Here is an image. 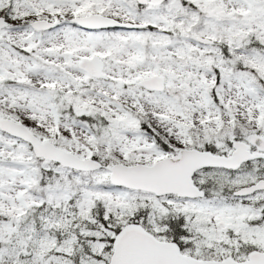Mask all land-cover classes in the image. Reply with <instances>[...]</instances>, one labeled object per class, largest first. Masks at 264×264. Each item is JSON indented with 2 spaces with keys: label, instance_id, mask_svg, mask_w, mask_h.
Wrapping results in <instances>:
<instances>
[{
  "label": "snow or ice",
  "instance_id": "obj_1",
  "mask_svg": "<svg viewBox=\"0 0 264 264\" xmlns=\"http://www.w3.org/2000/svg\"><path fill=\"white\" fill-rule=\"evenodd\" d=\"M0 264H264V0H0Z\"/></svg>",
  "mask_w": 264,
  "mask_h": 264
}]
</instances>
